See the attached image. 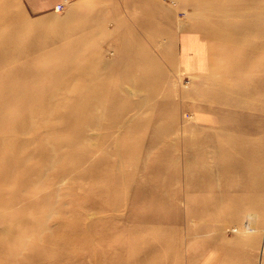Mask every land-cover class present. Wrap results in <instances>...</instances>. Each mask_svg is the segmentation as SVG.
<instances>
[{"label":"rangeland","instance_id":"obj_1","mask_svg":"<svg viewBox=\"0 0 264 264\" xmlns=\"http://www.w3.org/2000/svg\"><path fill=\"white\" fill-rule=\"evenodd\" d=\"M7 1L9 16L23 20L10 36L24 50L31 52L28 39L39 36L41 22L45 36L55 30L80 41L75 51L95 45L88 55L111 67L95 68L90 88L125 99L111 107L94 103L96 122L85 120L76 138L55 118H34L32 80L0 82V165L15 159L30 169L29 190L0 184V264H264V86L249 90L250 81H233L228 50L218 48L195 15L199 0H78L41 16L22 0ZM255 1L259 9L252 6L251 17L259 13L264 21V0ZM221 20L224 32L232 21L242 36L241 15ZM186 37L198 38L199 51ZM41 43H33L34 67L50 57ZM128 49L136 66L123 70ZM201 57L204 68L197 66ZM222 79L225 95L233 97L227 101L256 110L207 102ZM63 82L42 91L44 106L61 104ZM126 128L140 147L127 154L121 148ZM219 146L227 153H218ZM238 158L248 163L246 176L239 168L220 173L221 162ZM16 194L20 200H13Z\"/></svg>","mask_w":264,"mask_h":264},{"label":"bare ground","instance_id":"obj_2","mask_svg":"<svg viewBox=\"0 0 264 264\" xmlns=\"http://www.w3.org/2000/svg\"><path fill=\"white\" fill-rule=\"evenodd\" d=\"M252 6H254L256 10L259 9L258 4L255 0H199L195 8V15L201 16V20L204 21L203 29L207 32L211 40L215 42L219 49L226 48V52L228 50L229 54L228 56H226V61L229 65L228 74L232 79L234 77L233 81L244 82V80H246V83L250 81L249 87L246 86L249 90H253V87L259 89L264 86V74L262 73L264 70L262 51L264 50V21L261 19V14L259 13L254 16V18L251 17L252 14H250V10ZM9 11L10 6L8 1L0 0V26L4 27V30L0 32V68L4 73V75L0 77V82L2 84H6L12 79L20 78L21 76L24 79L33 81L36 89H34V92L31 94L28 100L38 102L36 112L34 113V118H36V116H41L47 120L55 118L58 120V127L63 130H67L70 128L74 136L76 138H79L84 133V121L89 119V121H91L92 123L96 122L97 120V116L95 118L93 115H91V112L93 111L92 107L95 106L94 103L107 101L108 106L111 107L113 101L125 99V96L120 97L114 92L111 93L110 97L106 98L99 95V93H95V90L90 88L88 81L89 77L93 75L92 71L95 68H100L102 71L107 72L111 67L103 63L104 61H95L94 59H98L96 55L94 56V58L88 55L89 53L91 54V52H94L95 45L89 46V49L85 50V52H81V50L79 49L78 51H75L74 48L76 47V44L81 43L80 41L70 42L69 40H67L69 36L58 35L59 32L55 30L53 31L54 35L50 34V32L45 36L44 34L46 33L43 30L47 28V26H43L44 23L41 22L42 25L40 23L38 27L36 26V30H40L39 36L34 39H28V46L31 52H27L26 50H24L23 45V47H21V45H18V40L16 38H12L10 36L11 32H17L19 30V27L23 23V20H21V17H10L8 14ZM233 15H241L243 17V24L241 26L244 32L242 36L239 32V29H236L232 21L227 22L228 32H224L223 30L222 26H224V24L223 20L221 19L226 16L230 17ZM233 32L236 33V36L233 34ZM53 38H55V40L64 42H51ZM122 38L120 36V39ZM35 39L43 42L41 44H46L45 46H48V48L50 47L48 55L50 57L46 58V62L43 66L40 67H34L31 64L33 57H35V54L37 53L35 50L36 47L33 46ZM187 39L189 43H191V45H194V48L199 51L200 48L195 41L198 40V38L196 39L195 37L194 39L192 37H186V40ZM122 40L120 41L121 44H123ZM124 53L125 56L129 57V61L128 63H125L123 70L134 68L136 66V62H134L133 58L130 59V57H132L131 49L125 50ZM257 58H261L258 63L254 62V60H256ZM20 59H27L28 63H18ZM198 60V68H204L205 63L203 62H205L206 60L203 61L202 57ZM50 65L52 67H50ZM62 81L64 82L60 86V91L61 94H64L65 96L62 99L61 104L59 101V105L56 108H48L44 106L45 104L43 102V95L41 94L42 91L50 85L60 83ZM224 81L225 80L222 79L217 82L218 90L214 92L213 95L209 97L208 95L205 96V100L207 102H212L214 104L215 102L226 103L229 106H235L243 113L250 110H256V105L252 106L242 103L234 104L235 99L227 101V98H229V96L231 99H233V97L231 94L225 95L224 92L227 91V86L224 85ZM13 84H16V82H14ZM22 84L23 85H20L19 87L17 86V89H19V91L25 88H23L22 86H27L25 83ZM68 88H72L74 95H71L67 91ZM117 89L120 90V87H118V85L115 86L114 90ZM130 91L131 90H129L128 92ZM23 103L26 104L27 101L23 99L21 101V104ZM130 107H133V109L137 108L135 104L131 105ZM117 117V114L113 115L109 120L106 129V137L112 136L115 122L118 119ZM241 126L242 125L240 124L237 128H242L241 130H239L245 131L246 127L244 128ZM129 133L130 131L126 128L121 135V148H125V154H127V152H130V150H137L140 148L132 142L131 137L129 136L131 133ZM218 136V134L212 135L211 139ZM39 144L42 145L41 142H39ZM236 145L240 147V143H236ZM100 146L103 145H99L98 147ZM112 146L114 150L118 149V144L115 143ZM18 150L20 154H23V152L25 151V147H22V149L18 148ZM218 151V153H221L222 155L227 153V150H225L224 148L221 149L220 146L218 148ZM4 152L7 154L6 150H4ZM218 153H216L215 155H217ZM244 159L245 158H238L235 160L231 159L230 162H221L220 173L226 176L231 172L232 169L239 168V170L242 172V175L246 176L249 166ZM12 166L17 168L15 174H11V172L7 171L8 168ZM206 177L210 179L211 171L207 173ZM29 178L30 169L25 167L21 168V166L17 164L15 159L9 161L6 166L0 165V184L13 183L16 189H28L30 188L28 184ZM247 181L250 180L248 179ZM198 187H201V185H199ZM27 196H25L24 199H26ZM19 197L20 196L16 194L13 197V200H20ZM28 198L29 197H27V199Z\"/></svg>","mask_w":264,"mask_h":264},{"label":"crops","instance_id":"obj_3","mask_svg":"<svg viewBox=\"0 0 264 264\" xmlns=\"http://www.w3.org/2000/svg\"><path fill=\"white\" fill-rule=\"evenodd\" d=\"M25 5L31 9L34 14L39 16L48 15V13L54 12V8L58 3L64 4V8L66 4L72 2H78V0H22ZM98 10V7H94L93 9H89L88 12Z\"/></svg>","mask_w":264,"mask_h":264},{"label":"built area","instance_id":"obj_4","mask_svg":"<svg viewBox=\"0 0 264 264\" xmlns=\"http://www.w3.org/2000/svg\"><path fill=\"white\" fill-rule=\"evenodd\" d=\"M63 8H64V4L58 3V4L55 6L54 11L59 12V11H62Z\"/></svg>","mask_w":264,"mask_h":264}]
</instances>
